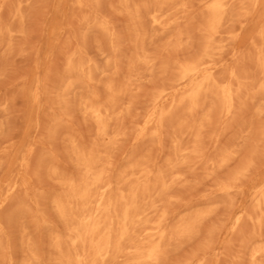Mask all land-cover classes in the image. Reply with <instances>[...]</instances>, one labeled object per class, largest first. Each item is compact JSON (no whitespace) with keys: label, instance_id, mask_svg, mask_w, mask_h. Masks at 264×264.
I'll return each mask as SVG.
<instances>
[{"label":"rangeland","instance_id":"374dc122","mask_svg":"<svg viewBox=\"0 0 264 264\" xmlns=\"http://www.w3.org/2000/svg\"><path fill=\"white\" fill-rule=\"evenodd\" d=\"M206 2L0 0V264L30 263V252L39 264H58L52 239L67 240L69 230L53 201L65 192L61 178L77 181L82 174L74 151L91 149L100 152L111 198L129 163L163 172L164 192L140 201L141 227L158 224L168 235L160 261L151 264H250V251L264 250V204L256 208L255 194L264 188V0H221L224 12L210 36ZM68 62L78 69L68 73ZM194 64L200 76L233 91L230 112L209 84L194 109L183 99L188 87L179 73ZM89 105L101 110L102 136L85 110ZM160 111L165 128L156 123ZM196 135L199 152L193 154ZM246 163L248 169L231 181ZM225 185L233 189L223 193ZM246 214L259 217L260 226ZM194 216L192 230L175 236L174 228ZM257 260L264 264V255Z\"/></svg>","mask_w":264,"mask_h":264},{"label":"bare ground","instance_id":"6f19581e","mask_svg":"<svg viewBox=\"0 0 264 264\" xmlns=\"http://www.w3.org/2000/svg\"><path fill=\"white\" fill-rule=\"evenodd\" d=\"M188 2L189 1H186L185 4H187ZM206 3H207L206 9H207L208 14H209L208 18H207V21H208L209 24H208L207 28H208V35L210 36L211 33L215 32V28L218 25L219 20L221 19V16H222V14L224 12V9H223V4L221 3V0H208V2H206ZM186 7H188V6H186ZM146 15H148V13ZM90 16H92V15H90ZM91 18L93 19V17H91ZM203 24H204V22H203ZM205 24H206V22H205ZM240 27L241 26H239L238 28H240ZM204 28H206V27H204ZM50 32H51V30H50ZM174 32H173V34H174ZM177 33L178 32H176V34ZM181 33H183V32H181ZM173 34H171V35L174 36ZM102 37H104V36H102ZM215 41H216V39H215ZM259 41L260 40H258V42H256V43H260ZM172 43H173V41H172ZM201 44H202V42H201ZM117 45H119V44H117ZM174 45H176V44L174 43ZM259 45H261V44H258L257 46H259ZM114 48H115V46H114ZM207 48H208V43L205 44V50H207ZM249 49H251V48H249ZM166 50H167V48H166ZM112 55H111V57H113ZM237 55H238V53H237ZM249 56H247V57H249ZM235 57H236V55H235ZM244 59H245V57H244ZM246 59L244 61H246ZM249 59H250V57H249ZM252 59H253V57H252ZM252 59H250V61ZM187 61L191 62L192 60H187ZM241 61H242V59L240 60V62ZM168 63L169 62H166V64H168ZM253 63H251V64L254 65ZM198 66L199 65L194 64V65H186V66L181 68V71H180L179 77H178V81H183L185 83V86L188 87V93L184 96L183 99L188 101V103L190 104L191 109H194L195 107H197V100L200 99V98L198 99L199 95L203 92V89H204L203 85L209 84L212 87L211 89L209 88L210 89L209 91L210 92H214V94L216 96H218V99H219L218 101H220L223 104L225 112H227V113L230 112V110L233 108V104H234L233 103V101H234L233 91L229 87L218 88L217 82L215 81L216 79L214 80L210 75L200 76L199 71L197 70ZM139 67H140V65H139ZM261 67L264 68V62L261 63ZM77 69H78L77 67L73 66L70 62H68V64H67V72L68 73L76 71ZM137 70H139V69H137ZM239 70H240V68H239ZM239 70H238V72L242 71V70L241 71H239ZM255 72L257 73V71H255ZM255 72L253 74H256ZM243 73H245V72H243ZM257 74H260V73H257ZM234 75H235V72H234ZM237 75H240V73L237 74ZM242 75H244V74H242ZM247 77L250 78V76H247ZM253 78L254 77H252V79ZM257 79H260V78H257ZM260 80L263 81V79H260ZM108 81H109V79H108ZM219 82H220V80H219ZM121 83H122V81H121ZM254 86H256V85H254ZM254 86L252 88H254ZM156 88H158V87H156ZM233 88H235V85L233 86ZM117 89H118V87H117ZM261 89H262V91H264V86H262ZM164 91H165V87H164ZM95 92H96V90H95ZM97 94H95V95H97ZM36 95L37 94H35V97H36ZM256 95H258V93ZM261 96L262 95H260L259 97H255V98H260ZM98 97H100V96H98ZM210 97H212V96H210ZM206 98L208 99V97H206ZM261 98H263V97H261ZM210 100H212V98H210ZM99 101H101V99ZM128 101H129V99H128ZM205 103L207 104L206 101H205ZM234 106H236V105H234ZM236 108H238V107H236ZM164 109H165V107H164ZM85 110L93 117V119L96 122L98 128L101 130L100 135L102 136L104 134V127L105 126H104V124H103V122L101 120V110H100V108L97 107V106H90L89 105V106H86ZM236 110H238V109H236ZM67 111H69V110H67ZM180 111H181V108H180ZM234 111H235V109H234ZM200 113H201V111H200ZM212 114L215 117V112L212 113ZM67 115H69V114H67ZM178 115H180V114H178ZM58 116L59 115H57L56 117L58 118ZM144 117H146V116H144ZM162 117H163V112H161V111L158 112V116H157V119H156V123H157L158 126H160L161 123H162ZM169 118H170V116L167 119H169ZM196 119H198V118L196 117ZM50 121H51V119H50ZM210 121H211V119H210ZM64 122H66V120ZM119 122H121V121H119ZM163 122H164V124H166L165 121H163ZM190 122H191V120H190ZM61 123H63V121H61ZM69 123H71V121ZM214 123H216V122H214ZM134 124L136 125L137 123H134ZM138 124H140V123H138ZM164 124H163V126H164ZM174 125H175V123H174ZM165 126H167V124ZM165 126H164V128H165ZM210 126L212 127V125H210ZM245 127H244V130H245ZM248 127H250V126H248ZM116 129L120 130V128H116ZM151 129H153V128H151ZM204 132H205V130H204ZM241 132L242 131H240V133ZM73 135H75V134H73ZM197 140H198V138H197V135H196L195 136V140H194V145H193L190 153L198 154L199 151H198ZM212 140H213V138H212ZM258 140H260V139H258ZM247 144H249V143H247ZM230 146H231V144H230ZM148 151H150V150H148ZM177 151H178V149H177ZM215 153H216V151H215ZM202 154H204V153L202 152ZM74 155H75V158H76L75 159V163H76L77 167L79 168V170L82 172V174L80 175V177H79V179L77 181H73L72 179H62L61 178L60 179L61 180L60 183L64 187L65 192L63 193V195H60V196L56 197L54 199V201H53V204H54V207H55V210L57 212L58 217L61 219L62 222H64V224L66 225V227L69 230V235L67 237V240L66 239H62L59 236H54L53 239H52L53 240L52 246L56 250V252L58 253V257L56 258L58 264H151V263L159 262L161 257H162V253H163L162 245H163L164 241L168 238V235H167L165 229L162 228L158 224L153 226V227H150V226L141 227L143 222L141 221V217L140 216L144 212L143 211L144 209H141L140 201H141L142 198H144L145 196L150 195L152 193L161 194V193L164 192V190H165V180H164L165 176H164L163 172L158 171V172L152 174L151 171L148 170L145 167V165H143V162L136 161V162H133V163H129V165L121 173H119V175L117 177V182L115 183V187H116V190L114 191L115 192V197L111 198L109 195L113 191V185H112L111 181L107 180L104 177V173L106 172V168H105V172L102 169L99 168L100 152L98 150H94V149H91L88 152H83V151L76 150V151H74ZM114 155H115V153H114ZM147 159H149V158L147 157ZM56 160H55V162H57ZM203 160H204V158H203ZM205 160H206V158H205ZM112 163L114 164L115 161L112 162ZM54 165H55V163H54ZM188 165H189V163H188ZM249 165H250V163H246L244 166L239 168L233 175H231L230 180L231 181L237 180L248 169ZM24 166L26 168L27 164H24ZM58 166L60 167L59 164H58ZM61 171H63V170H61ZM52 173L55 174V171L52 170ZM27 175H29V174H27ZM27 175L24 174L21 177V181H22V185L21 186H23L25 188H26V185L28 183ZM13 177H15V175ZM12 180L14 181V179H12ZM129 181H130V184L129 185L126 184ZM125 185L127 186V188L123 189V186H125ZM34 186H36V185H34ZM27 187H28V185H27ZM16 189H18V188H16ZM32 189H33V187H32ZM232 189H233L232 185H225V186H222V187L219 188V190L222 191L223 193H229V191L232 190ZM15 192L18 193V191H15ZM57 192H59V191H57ZM255 194L257 195L256 208L259 209L264 204V188H261L260 190L255 192ZM29 206H30V204H29ZM156 213H157V210H156ZM245 218H248L249 220H252L257 226H260L261 220H260L259 217H256V218L253 219L250 215L246 214ZM18 219H19V217H18ZM25 219L27 220L28 218H25ZM240 219L241 218L239 217V218H236L234 220V223L232 225L233 229L238 225ZM2 220H3V218H2ZM196 220H197V216H194V217L190 218L188 221H183V222L179 223L173 230L174 235L175 236H182V235L190 232L192 230L194 224L196 223ZM150 223H151V221H150ZM70 225L72 226L71 229H69ZM15 228H16V226H15ZM19 229H20V227H19ZM1 230H2V226H1V222H0V232H1ZM29 230H30V227H29ZM9 245H11V243H9ZM10 247H12V246H10ZM38 247L39 246H37V248ZM23 252H25V251H23ZM12 253H13V251H12ZM35 254L32 253V252L29 253V261H30V263H27V264H39L38 261H39L40 257L38 258ZM263 255H264V250H263L262 247L253 248L250 251V255H249L250 264H256V261H258L257 259H259V257L260 256L262 257ZM11 256H13V255H11ZM3 257H5V255ZM121 258H122L123 261L121 263H117L116 261L121 259ZM14 262H16V260ZM9 264H11V263H9Z\"/></svg>","mask_w":264,"mask_h":264}]
</instances>
